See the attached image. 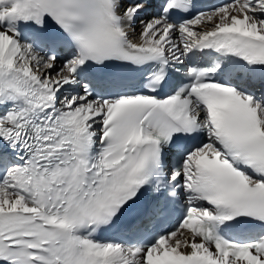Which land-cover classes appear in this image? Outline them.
I'll return each instance as SVG.
<instances>
[{
  "label": "snow or ice",
  "instance_id": "6c2138e0",
  "mask_svg": "<svg viewBox=\"0 0 264 264\" xmlns=\"http://www.w3.org/2000/svg\"><path fill=\"white\" fill-rule=\"evenodd\" d=\"M0 264H264V0H0Z\"/></svg>",
  "mask_w": 264,
  "mask_h": 264
}]
</instances>
